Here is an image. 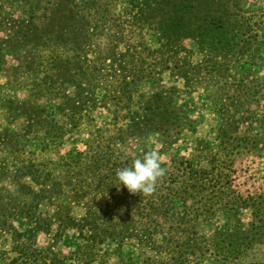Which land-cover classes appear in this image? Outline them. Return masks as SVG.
<instances>
[{
  "label": "trees",
  "instance_id": "obj_1",
  "mask_svg": "<svg viewBox=\"0 0 264 264\" xmlns=\"http://www.w3.org/2000/svg\"><path fill=\"white\" fill-rule=\"evenodd\" d=\"M262 62L264 7L249 0H0V78L27 94L0 104V241L10 243L0 261L264 264L254 253L264 192L234 183L239 157L264 156ZM200 90L219 119L216 143L198 139L192 158L160 162L153 194L130 193L117 170L156 138L168 151L194 133L181 100ZM84 124L87 138L63 152ZM35 142L55 158L26 157ZM69 230L80 243L66 254Z\"/></svg>",
  "mask_w": 264,
  "mask_h": 264
},
{
  "label": "rangeland",
  "instance_id": "obj_2",
  "mask_svg": "<svg viewBox=\"0 0 264 264\" xmlns=\"http://www.w3.org/2000/svg\"><path fill=\"white\" fill-rule=\"evenodd\" d=\"M249 4L252 8L258 9L264 7V0H249ZM9 13H13V10H8ZM188 45H192V42H187ZM257 72L260 75H264V62H262L258 68ZM4 79L0 78V104L1 98H18L23 99L27 96L25 91H19L14 94L13 92L7 90L3 87ZM181 103L189 111L190 116L197 121V129L193 132H185L181 139L174 145V147L168 151H161L162 141L159 138H156L152 141L151 148L156 151L160 157V162L168 161L172 155H179L181 157L192 158L194 154V148L197 147V140L202 138L206 139L212 144L216 143L215 135L212 133L213 128L216 127L218 123V116L214 112V109L210 102L206 99L205 93L203 91H197L194 93L186 94L183 96ZM3 111L0 106V129L5 127V119L3 117ZM96 123L98 126L105 127L109 122V113H106L104 110H99L94 113ZM11 128H16L13 124L10 125ZM91 129L89 125H82L80 131L75 132L74 134L68 135L65 140V145L62 148L63 152L69 150L73 144H76L87 138V134ZM81 145V142L79 143ZM26 157L31 158H41V159H53L55 158V152L47 151L41 152L39 142H35L32 145L26 146ZM32 151V152H31ZM161 151V152H160ZM5 150H0V158L6 155ZM206 165V164H204ZM234 179L235 186L244 194L255 193V192H264V156H258L256 154H248L241 156L236 160L234 165ZM76 213H82V209L77 208ZM243 219L249 221L251 219L250 212L248 210L244 211ZM216 225L223 223L222 218H218ZM16 225L21 227L23 223L17 221ZM215 226H208L205 228L207 232H212ZM39 243L41 245L47 244V236L41 234L39 236ZM80 241L77 237V232L74 230H69L65 233L62 242L59 244V249L68 254L71 251L75 250L79 245ZM10 243L6 241H0V248L9 249ZM105 248L109 251L114 249V246L110 243L105 245ZM256 254V259L258 261L264 262V243L257 244L254 249ZM130 254V253H129ZM127 253V256H129ZM0 264H3L0 261Z\"/></svg>",
  "mask_w": 264,
  "mask_h": 264
},
{
  "label": "clouds",
  "instance_id": "obj_3",
  "mask_svg": "<svg viewBox=\"0 0 264 264\" xmlns=\"http://www.w3.org/2000/svg\"><path fill=\"white\" fill-rule=\"evenodd\" d=\"M163 175L160 157L154 150L132 159L128 166L118 169L116 173L120 185L126 187L130 193L143 196L154 193L157 182Z\"/></svg>",
  "mask_w": 264,
  "mask_h": 264
}]
</instances>
